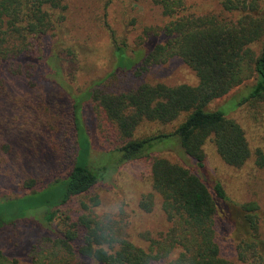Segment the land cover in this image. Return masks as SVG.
Here are the masks:
<instances>
[{"label":"trees","instance_id":"1","mask_svg":"<svg viewBox=\"0 0 264 264\" xmlns=\"http://www.w3.org/2000/svg\"><path fill=\"white\" fill-rule=\"evenodd\" d=\"M151 1L171 21L163 28L165 43L144 57V65L178 57L194 72L198 84L170 87L144 83L126 92L95 86L77 94L65 85L74 82L75 72L70 74L63 68L62 54L68 52L69 57L73 53L66 48L57 55L50 53L57 74L53 85L57 92L44 97L42 104L46 105L36 108L25 98L11 99L19 104L20 109L16 107L15 111H31L29 106L45 114L68 111L63 123L52 113L50 119L71 133L68 139L72 166L64 178L45 185L36 179L24 180L21 189L30 190L28 194L0 200V231L42 210L49 222L59 220V226L67 228L54 241L51 258L45 256L39 264H68L69 258L75 257L72 243L80 239L79 255L100 264H264V233L259 205L254 201L235 204L241 214L239 219L232 217L240 237V262L221 256L216 233L218 203L228 205L230 198L220 180H208L202 175L209 142L228 167L240 169L253 160L258 169L264 170V149L252 150L245 129L230 117L237 108L264 105V11L260 0H224L223 9L238 14V19L188 13L187 0ZM65 10L63 0H0V68L31 79V68L36 66L29 62L35 57L40 63L49 59L42 53L45 46L49 48L43 39L57 36ZM115 53L119 70L128 71L137 64L122 47L116 46ZM248 86V93L239 100L233 98L224 107H214L215 101ZM3 89L4 79L0 78V90ZM63 100L66 107L61 105ZM86 101L90 102L103 141L109 142L104 125L114 129L116 141L109 142L110 150L120 154V164L151 158L150 150L176 139L199 170L195 172L162 157L151 158L152 187L162 200V210L171 227L158 240L148 237L146 248L117 237L91 216L82 215L73 221L57 214L104 179L106 168H93L90 161L91 142L82 121ZM175 122L179 123L170 132L136 136L144 123L167 126ZM84 144L87 147L83 148ZM91 201L94 206L99 204L97 197ZM153 206L152 195L141 202L147 212ZM83 208L88 209L86 204ZM63 250L69 258L60 257ZM0 264L16 263L0 252Z\"/></svg>","mask_w":264,"mask_h":264},{"label":"rangeland","instance_id":"2","mask_svg":"<svg viewBox=\"0 0 264 264\" xmlns=\"http://www.w3.org/2000/svg\"><path fill=\"white\" fill-rule=\"evenodd\" d=\"M63 1L66 5L65 20L57 36L50 35L43 39L49 48L45 46L42 53L49 59L40 63L35 57L29 62L36 66L30 71L34 76L29 79L25 74L14 75L7 72L6 67L0 68V78L4 79V89L0 90V200L28 194L30 190L21 189L24 180L36 179L45 185L64 178L72 166L71 143L68 139L71 133L68 128L50 119L52 113L63 123L68 111H50L45 114L46 111H32L31 106V111H15L16 107H20L12 100L25 98L36 108L46 105L42 104L44 97L57 92L53 86L57 74L51 61L53 55L60 54L61 49L66 48L73 53L69 57H66L68 52L62 54L65 59L63 68L67 73L75 72L74 82L65 85L77 94L90 91L95 86L126 92L144 83H162L170 87L198 84L194 72L178 57L144 65V57L165 43L163 28L171 21L151 0ZM223 1L187 0L188 13L238 19V14L223 9ZM260 5L264 11V0H260ZM116 46L122 47L126 54L135 58L137 64L133 69L119 70ZM23 65L26 63L23 62ZM249 88H241L231 96L215 101L214 107H224L233 98L239 100L248 93ZM65 103L63 100L61 105L66 107ZM230 117L243 126L252 150L264 149V105L237 108L230 112ZM82 121L91 142V165L93 168H106L104 179L86 195L60 208L58 216L67 215L73 221L82 215L91 216L106 225L117 237L148 247V237L158 240L171 227L162 210V200L152 187L151 158L162 157L195 172L199 170L176 139L158 144L150 150L151 158L120 164V154L110 150L109 142L116 141L114 129L104 125L102 129H105L109 142L103 141L89 101L83 104ZM178 123L167 126L144 123L136 136L170 132ZM84 147H87L86 144ZM205 152L206 169L202 175L208 180H220L230 198L228 205L218 203L216 233L221 256L238 263L240 237L235 231L232 217L239 219L241 211L235 204L258 203L260 225L264 233V170L258 169L253 160L240 169L228 167L210 142ZM150 195L154 206L152 211L147 212L141 208V202ZM95 197L99 201L97 206L91 201ZM83 204L87 205V210ZM112 207H117L118 212L113 214L110 211ZM59 225V220L51 223L43 210L38 211L36 215L0 231V252L16 264H39L45 256L51 258L54 241L67 228ZM82 235L83 232L80 233ZM81 242L82 239L72 243L74 258H69L64 250L60 252V257L69 258L68 264H100L79 255Z\"/></svg>","mask_w":264,"mask_h":264},{"label":"clouds","instance_id":"3","mask_svg":"<svg viewBox=\"0 0 264 264\" xmlns=\"http://www.w3.org/2000/svg\"><path fill=\"white\" fill-rule=\"evenodd\" d=\"M118 208L117 207H112L111 209H110V211L114 214V213H116V212H118Z\"/></svg>","mask_w":264,"mask_h":264}]
</instances>
